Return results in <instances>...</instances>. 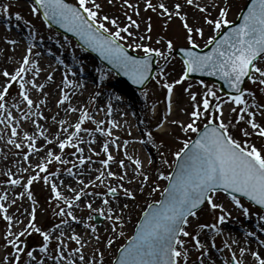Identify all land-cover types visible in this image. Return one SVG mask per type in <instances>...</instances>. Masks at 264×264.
Wrapping results in <instances>:
<instances>
[{
  "label": "snow or ice",
  "instance_id": "snow-or-ice-1",
  "mask_svg": "<svg viewBox=\"0 0 264 264\" xmlns=\"http://www.w3.org/2000/svg\"><path fill=\"white\" fill-rule=\"evenodd\" d=\"M111 2L112 0H109V3ZM144 5L146 9L156 11L158 8L161 10V14L167 18L165 20L166 26L174 17L178 18L185 30L186 40L192 47H198L194 40V34L203 36V25H200L198 22L196 25L188 22V13L184 11L185 6L194 8L201 13H207L203 16V22L216 31H220L225 25L231 23L226 18L230 10L228 0H223L222 4L220 0H213L211 7L218 8V18L215 19L211 18L209 6L197 3L196 0H183V3L180 0H175L171 8L163 2L159 3L157 8H154L150 0H144ZM123 6L130 10H135L136 14L139 15V9L130 0H123ZM40 9H43L45 18L54 20L69 32H75L88 47L98 51L104 59L123 70L125 75L129 76L135 84L141 85L147 79L152 54L163 55L158 48L154 49L146 44H137L135 42L129 44L127 47L143 48L144 55L143 57L129 55L126 46L122 45L120 41L134 35L130 31V27L139 28L138 21L133 19L131 15H128L126 18L129 24L121 27L117 19L99 14L102 5L97 3L96 0H78V6L66 3V0H33L31 7L32 14H36ZM0 13H3L5 16L12 15L11 5L9 3H0ZM14 15L16 20L22 19L19 12L14 13ZM109 23L115 26V31H112L108 27ZM146 31H151L150 24ZM122 33H126L127 36L122 35ZM138 38L141 40L145 39L143 35ZM8 43L14 45L17 41L10 40ZM208 45L214 46L211 48V51L203 53L194 52L192 48L181 49L185 57L184 74L173 83H166L164 85L168 91V111L171 112V98L174 84H179L183 81L189 72L209 71L210 74L223 79L230 88L238 93L237 95L228 96L229 101L239 106L238 108L234 107L231 109L232 112L239 113L233 117L236 123L233 124L231 120L226 121L224 119V101L211 88L207 89L206 98L202 101L203 109H200L199 105H196L191 111L190 122L172 121L173 124H178L183 132L198 133V135L195 140L185 139L183 147L174 153L179 159L176 161V171L167 173L168 185L163 189L162 193L164 198L156 201L154 206L149 205L143 219L136 225L135 235L130 237V241L126 247L121 246L119 258L115 264H181V262L188 264L190 249L185 246L188 241L182 237H190L191 241L194 242L192 247L199 252L201 257L199 264H204L205 257L208 258V264H215L211 258L209 248L200 239L201 232H197L195 229L199 228L203 230L208 228L220 233L222 231L221 226L231 216V213L225 211L222 203L215 202L218 190L223 189L231 197L236 206L243 208L245 215L249 214V209L243 207L240 198L234 195V193H241L250 201L264 207V146H258L247 139L254 135L264 138V125L256 121V112L251 111L247 106L245 92L251 94L250 90L241 88V84L245 78L253 83L264 86V67L257 63L258 58L264 60V0H251V3L247 5V11L243 13L242 23L236 25L230 32H224L220 39L209 37ZM167 48L169 50L173 48L171 40H168ZM32 55L33 48L29 47L26 49V54L22 57L19 66L13 72H9L7 69L3 70L2 75L7 79L4 84H0V113L6 111L5 100L13 82L19 85V96L28 109L34 106L39 107L40 104L44 103V101H40L39 103L34 101L26 88L27 84H30L34 89L42 90L44 88L43 84L37 83L36 77L39 75L41 69L37 61L31 58ZM29 65L32 67L30 68ZM29 73L32 75L31 80L26 79ZM48 79H53V76L49 74ZM64 82L65 86L73 83L67 77H65ZM200 83L203 84V81H200ZM209 95L217 101L214 106L217 110V115L213 118V121H210L204 127L203 131H200L195 125L202 116L207 117V110L212 107L207 98ZM189 96L193 101L196 100L195 93L189 92ZM95 99L96 97L94 96L93 101ZM69 100L70 96L61 89V96L57 104L63 105ZM13 107L19 108V104H14ZM256 108L264 115V104H257ZM67 110L70 112L79 111L80 115L77 122L72 126L74 130L71 132H68V129L63 127L66 121L61 120L59 122L62 129L61 134L66 133L67 135L65 139H59L58 143L61 151L68 145L75 147L76 152L72 153V155H76L84 151L82 147H79L81 141H79L78 134L81 130L91 134V130L82 129V125L86 120H91L92 117L86 107L78 109L69 104ZM21 111L23 112L24 110L21 109ZM107 111L111 114V105L108 106ZM33 115H42V113H34ZM7 117L9 124L14 125L11 127L9 142L17 149L23 148L26 144L28 150L24 152L23 159L24 161H29L30 155L32 153H39L43 146L37 147L35 136L30 135L28 131L23 132V140L18 143L15 138L19 135L18 128L22 127V125L13 118L12 112L8 111ZM23 119H29L26 112ZM53 121H55V117H53ZM215 121H218V123ZM241 121L245 122V127L239 126V122ZM3 123L4 120H0V124ZM32 123L38 129L42 127L37 121H32ZM99 125H105V127H100ZM108 125L105 124L104 120H100L97 122L95 131L104 136L111 137L113 135L112 128L119 127V125L114 120L108 121ZM157 128L163 131V121L157 124ZM249 128H251V131H249ZM233 129L239 132L244 139L237 138L233 133ZM44 135V131H40V136L43 137ZM58 135L54 138L58 139ZM151 135V133H148L149 138H151ZM45 139L46 143H52L51 139ZM74 139L77 140L76 144L72 143ZM112 143H115V140ZM127 144L128 141L125 140L124 145L126 146ZM109 148V142L105 141L102 145V150L107 154V158L100 161L105 171H100L95 180L103 184L106 175L108 178H116L121 183L115 187L107 186V194L87 192L86 189L93 184V181L89 180L85 183L83 179H80L79 183L84 185V187L79 190L71 189V185L67 186L74 192V196L69 199L64 197L56 183H51V191L55 199L57 201L63 200L64 202V206L59 208L57 214L61 217H67L59 221V224L56 225L57 229L61 226L70 228V221L83 223L82 218L77 216L72 210L75 206H78V202L82 197L88 195L103 197L101 207L93 208V201L91 200L86 201L84 207L112 222L110 225L112 234L106 240L107 246L113 244L116 238L117 227L123 226L124 218L122 212L128 207L127 204L122 207H113L110 197L116 196L119 189L123 191L125 197L134 200L136 191L125 187L123 181L127 178L128 182L132 183L139 177H142L145 183L150 180V176L143 171V161L139 158L128 156L126 151L125 155L127 159L134 164L133 176L128 177V166L125 160L118 161L119 167L124 169L122 174L111 171L108 166L110 162L115 160V157L109 151ZM90 151H94V149H90ZM77 158L80 165H84L86 160L90 162V157H85L84 155H79ZM51 159L60 161L61 156L49 150L47 157L34 166L38 169L35 175H29L27 182L22 185L26 191L36 180L43 179L45 183L49 182V175L41 176V173L47 171ZM164 163H167V161H164ZM23 170L28 171L27 168ZM66 171L69 174L73 172L71 168L66 169ZM14 175V173L9 172V176ZM76 175L80 176L83 173H76ZM159 176L163 178L165 174L161 172ZM22 179L24 178L17 176L14 179L10 178L7 183L10 185H21ZM158 187L159 185H156L152 190L155 191ZM139 190L142 192L143 187ZM18 195L22 197L24 193H19ZM27 196L29 199H32L33 193L27 191ZM7 200L8 196L6 194L0 195V213H3V219L8 222L7 231L4 235L6 254L0 257V264H22V254H26L27 257L35 260L33 251L26 250L22 246L23 241L20 239L30 229L43 237L40 251L44 256L41 257L40 264H44V257L48 255L49 241L53 239V233L43 231L36 225L35 207L28 213L30 218L26 227L19 232H14L13 221L16 224L21 223V221L8 214V208L6 203H4ZM11 203H15V200L11 201ZM205 203L211 209L220 210L216 222L212 224L197 223L193 228V232H190L188 230L192 226L190 218L196 217L201 205ZM89 219H91V214H89ZM260 220L264 221V215L260 216ZM85 227L90 228L93 234L98 233V228L95 224H85ZM120 234L122 235V233ZM65 235V232H60V236L55 237L58 241L56 244V254L50 257L53 264H57L58 260L60 264H64L65 261L67 264H96L97 260H99L100 264H103V251L97 249L98 256H93L91 260L86 259L83 253V248L89 241L95 240L99 242L102 239L101 236L97 234L85 240L79 233L73 231L68 235L67 240H64L62 238ZM249 235L255 236L256 233L250 232ZM68 241H74L77 247L69 248ZM232 243L235 244L237 241L233 240ZM257 243L264 246V239H259ZM224 246L231 251V246L227 242H225ZM8 247L12 249L11 252L7 251ZM215 247L216 245L213 242V248ZM66 249L70 253L68 257L65 256ZM248 251L249 249L241 247L239 249V256H237L236 252L232 251L230 261H226L225 264H245L242 257ZM250 254L255 264H264V255H261L260 252L252 250ZM72 256H78V261L71 258Z\"/></svg>",
  "mask_w": 264,
  "mask_h": 264
},
{
  "label": "bare ground",
  "instance_id": "bare-ground-1",
  "mask_svg": "<svg viewBox=\"0 0 264 264\" xmlns=\"http://www.w3.org/2000/svg\"><path fill=\"white\" fill-rule=\"evenodd\" d=\"M196 2H199V0H196ZM20 28L21 27L18 26L15 22H9L0 18V53H2L3 56V60H0V81L3 83H5L7 79L2 75L3 70L7 69L9 72H13L19 66L22 57L26 54V49L30 47V43H37L39 45L40 42H37L36 40L30 41L31 36L28 33L26 35L24 29ZM20 31L22 32L21 36L23 34L25 35L24 40L20 39V36L18 35V32ZM37 34L39 36L41 35L39 32H37L36 35ZM10 40H16L17 43L14 45L10 44L8 43V41ZM31 58L33 60H36L39 64L41 71L36 79L37 83L44 85V88L42 90L34 89L30 84H27L26 88L28 89L30 97L34 101H36L37 103H39L40 101H44V103L40 104L39 107L34 106L31 109H28L26 104L22 102V98L19 96V85L16 82H13L15 95L12 98L11 93L7 94L5 102L9 106V109H6V111L0 113V120H4V123L0 124V195L6 194L8 196V200L4 202L6 203V206L8 208V214L21 221V223L19 224H16L15 221H13L14 232H19L26 227L30 218L28 213H30L33 207H35L36 225L43 231H49L53 233V239L49 241V244L51 246L56 247L58 241L55 239V237L60 236V232L66 233L65 237L62 238L64 240H67L68 235H70L73 231L79 233L82 237L85 238V240H88L89 237L93 235L85 229L86 219L82 217L84 215H88V213L94 212H91V210L85 208L84 204L86 203V201L91 200L93 201V208L101 207L102 197H93L91 195L82 197L78 202V206H75L72 210L77 216L82 218L83 223L70 221V228L61 226L59 229H57L56 225L59 224V221L67 217H61L57 214L59 212V208L61 206H64V202L63 200L57 201L55 199V196L51 191V183H56L59 190L63 193L64 197L69 199L74 196V192L67 186L71 185V189L79 190L80 188L84 187V185H81L79 183L80 179H83L85 183H87L89 180L93 181V184L90 185L86 189V191L95 192L94 188L98 183V181L95 180V177L99 175L100 171H105V168L101 165L100 161L107 158V154H105L102 150V145L104 143L103 139L109 142V151L115 157V160L110 162L108 166L111 171L120 172L122 174L124 169H121L119 167L118 161L125 160L128 166V177L133 176L134 164L132 163V161H129L127 159V156L125 155L126 151L128 156L139 158L143 161V171L144 173H146V153L144 152L146 148L144 147L145 143H142L141 141L142 137H140V134H142V128L140 127V122H138L136 118L132 120L131 118H129V116H124L121 114L123 108L120 105V96L123 95L122 93H119V91L111 89L105 92H97L96 78L94 76L89 73L65 69L60 63L55 64L54 62L56 61L53 62L49 57V53L44 49H39L37 47L33 49V55ZM93 59L95 61H98L95 58ZM29 67L31 68L32 66L29 65ZM64 72L67 79L73 82L72 84L65 86V79L62 81L58 80V77L61 75V73ZM49 74L53 76V79H48ZM26 79H32L31 73L26 76ZM120 84H123V86L131 87L123 80H120ZM154 88L156 93L153 97L154 101L151 107V113H153L154 108L161 107L160 110L162 111V115H164L163 117H159V115L156 116V119H153L151 122L152 130L157 134L165 133V126L169 124V119L171 117L174 118L176 116V112L178 110L180 111L181 115H190L191 111L196 105H199V107H201L202 101L206 97L205 94L207 92V89H209L207 86L201 84L199 88L189 91L185 83L181 81L179 84H177L176 87L174 86L173 88L171 98V112H169L167 88L164 86L162 89H158L157 87ZM61 89H63V91L70 96V100L66 101L63 105H58L57 101L60 99ZM185 89H187V91H185ZM189 92L196 94L195 101H193L189 96ZM94 96L96 97V99L93 101ZM207 97L211 98L212 96L209 95ZM14 104H19V108L13 107ZM69 104L78 109L86 107L89 111L90 116L92 117L91 120H88L92 126L91 134L81 133L78 135L79 141H81V143H79V147H82L84 151L83 153H77L76 155H72V153L76 152V149L63 154L58 151L61 150L59 148L58 140L65 139L67 135L66 133L61 134L62 129L59 122L61 120L66 121L63 127L67 128L68 132H71V130L74 129L72 126L75 124L77 116L80 115L79 111H68L67 109ZM160 104H162V106H160ZM109 105H111L112 107L111 114H109L107 111ZM229 105L230 102H224L223 104V106ZM21 109H23L24 111L22 112ZM10 110H12L13 118L22 125V127L18 128L19 135L15 138L17 142H21L23 140V132L28 131L30 135L35 136L37 147L43 146L39 153H32L30 155L29 161H24L23 159L24 152L28 150L26 144L23 148L17 149L13 144L9 142V139L11 137V127L14 126L9 124L8 122L7 112ZM25 112L29 116V119L27 120L23 119ZM34 113H42V115H33ZM53 117H55V121H53ZM100 120H104L106 125H108V121L114 120L117 122L119 127L112 128L113 135L111 137L104 136L95 131L97 122ZM32 121H37L42 127L38 129L36 125L32 123ZM161 121H163V131L157 128V124ZM99 126L105 127V125ZM108 126L112 127L111 125ZM175 126L181 128L178 124H175ZM40 131H44L45 135L43 137L40 136ZM57 134H59L58 139L54 138L57 136ZM45 138L51 139L52 143H46ZM113 140H115V143H112ZM125 140L128 141V144L126 146L124 145ZM75 141L77 142L76 139ZM139 144L142 145L139 146ZM86 149L88 151H86ZM90 149H94V151H90ZM49 150L53 151L55 154L60 155L61 160H50L52 164L51 168L43 173V175H49L50 179L48 183H45L43 179L33 182V184L37 183L40 187V196H42L43 198H48L50 200V204L54 205L55 207V211L49 215L48 219L41 221L39 207L42 204L40 202L37 203L34 195L32 199L28 198L27 191H31L30 186L26 191L22 186L24 184L23 179L21 180V185H10L7 183V181L10 178L14 179L17 176L27 179L29 175H35L38 169L34 166L39 164L43 158L47 157V153ZM148 150L150 151L149 148H147V151ZM148 154H150V152ZM79 155L90 157V162L86 160L84 165H80L77 158ZM30 165L32 166L30 167ZM25 168H27L28 171H24L23 169ZM69 168L73 170L72 174H69L66 171V169ZM9 172L14 173L15 175L9 176ZM76 173H83V175L78 176L76 175ZM107 179L111 178H108L105 175V180ZM112 179H114L115 184L110 186L115 187L117 186V184L121 183V181H118L116 178ZM61 181H63V183H61ZM123 183L125 187L132 188L136 191V197L133 200L131 198L125 197L122 190H120V193L117 191V194H119L120 198L115 203L113 202L112 206L122 207L125 204L128 205V207L125 208L122 212L124 224L122 227L118 226L117 229V231L121 229L123 232H127L131 229L128 224L130 212L134 208L136 203L139 202L141 197L148 193V186L150 185V182L148 181L145 183L143 182L142 177H139L132 183H129L128 179L126 178ZM141 187H143L142 192L139 190ZM19 193H24V195L21 197L18 195ZM13 200H15V203H11V201ZM33 203H36V205H34ZM225 211L231 213V216L228 218L227 222L221 226L222 231L220 233L216 232V235H218L224 243L227 242V244L231 246V250L236 252L237 254H239V249L241 247L249 249V251L245 253L243 259H248L251 264H255V261L251 257L250 252L252 250H255L260 252L261 255H264V251L260 250L257 247H254L253 243L244 241V238L240 233L242 232V227L231 224V221L234 220L232 219V210L226 208ZM107 221L109 222V224L112 223L109 220ZM256 221L260 222L258 219ZM7 223L8 222L3 219V213H0V257L6 254L4 235L7 231ZM85 232L89 233V235H85ZM31 233L43 243V237L39 233L35 232L34 230H31ZM97 234L104 239V248L109 247L106 245V240L112 233L109 230L105 233L104 229H102L95 235ZM205 236L206 235L201 233L200 239L202 240V242L205 241ZM233 240H236L237 243L233 244ZM68 244L69 248L77 247L74 241H68ZM87 244L85 245L83 250L87 249ZM27 250L33 251L35 260L27 257L26 254H22V264H40L41 257L44 256V254L40 251V248L28 246ZM7 251L11 252L12 249L8 247ZM66 251L67 249L65 250V252ZM87 252L88 250L83 251L85 256L87 255ZM50 257L51 256L48 255L47 257H44V264H53V261ZM72 257L78 258V256ZM211 258L215 262V264H217L215 256L212 253ZM57 264H60L59 260L57 261ZM204 264H208L207 257L204 258Z\"/></svg>",
  "mask_w": 264,
  "mask_h": 264
},
{
  "label": "rangeland",
  "instance_id": "rangeland-1",
  "mask_svg": "<svg viewBox=\"0 0 264 264\" xmlns=\"http://www.w3.org/2000/svg\"><path fill=\"white\" fill-rule=\"evenodd\" d=\"M66 1L78 6V0ZM246 1L247 0H228V3L230 4V10L228 11L226 18L231 21V23L236 20L238 13L242 10ZM96 2L102 5V9L99 14L101 16L108 15L110 18L117 19L121 27L129 24L126 18L128 15H131L133 19L138 21L139 28L130 27V31L134 33V35L120 41L122 45L126 46V49L128 51L136 55H144L143 48L127 47L129 44L135 42L137 44H146L154 49L158 48L163 53V55H157L154 53L156 56V70L151 80L139 91H134L132 88L123 86V84L117 82L116 75L114 73L110 72L103 64L95 61L89 53L79 48L74 40L62 36L52 30L42 20L39 12H37L36 14H32L31 7L33 2H31L30 0H0V3H9L11 5L12 13V15L10 16H5L3 13H0V18L9 22H15L18 26L23 28L26 32V35L28 33L31 36L30 41H40L39 45L37 43H30V47L33 49L37 47L39 49H44L45 51H47L51 60L53 62H57H54L55 64L60 63L65 69L89 73L94 76L96 78L97 92H105L107 90L115 89L116 91H119V93H122L123 96H120V105L123 108L121 114L124 116H129V118H131L132 120L136 118V120L140 122V127L142 128V134H140V137H142L141 141L142 143H145L144 147L146 148V150H144V152L146 153L145 172L150 176L148 193L146 195H143L139 202H137L134 208L131 210L128 218V224L131 228L129 231L123 232L121 229H119L116 233V238L113 241V244L107 248H104V239L102 238L99 242H96L95 240L89 241L86 246L87 249L83 250H88L86 259L91 260L93 256H98L97 249H99L104 253L103 264H112L118 250L122 245L126 243L130 235L133 233L135 225L140 218L141 212L144 211L152 202H156L159 199L161 192L166 185L167 173L171 171L176 159L174 153L177 152L181 147H183V141L185 139L192 140L196 135V133L192 132H183L181 128L176 127L175 124L172 123V121H182L184 123L190 122V115H181L179 110L176 112V116L174 118L171 117L169 119V124L165 126V133L161 135L155 134L151 127L152 120L156 119V117H153L151 114V107L154 101L153 97L156 93L154 87L162 89L166 83H173L174 81L178 80L181 75L184 74V64L180 60V58L174 55V50L177 47H189L192 45L188 44L186 40L185 30L182 27V22L178 18L174 17L166 26L165 20L167 18L162 15L161 10L157 8V5L161 2L167 4L171 8L175 0H150V2L153 4V7L157 8L156 11H153L152 9H146L144 0H130V2L139 9V15L136 14L135 10H130L127 7H124L123 0H112L111 3H109V0H96ZM180 2L183 3V0H180ZM197 3L209 6L211 18H218V8L211 7L213 0H199V2ZM220 3L222 4L223 0H220ZM184 11L188 13V22L190 24L196 25L198 22L200 25H203V36L194 34V40L198 45V47L196 48L202 49L203 47L208 45L209 37H215L220 31H222L225 26H227L225 25L220 31H216L211 26L204 24L203 16L207 13H201L198 10L187 6H185ZM16 12H19L21 14L22 19L19 21L16 20L14 15V13ZM149 18L151 19L149 20ZM149 24L151 25L150 32L146 31V29H148L149 27ZM108 27L112 31L116 30L115 26L111 25L110 23L108 24ZM37 32H39L41 35H36ZM21 34V31L18 32L20 39L24 40L25 35L23 34L21 36ZM122 35L127 36L126 33H122ZM141 35H143L145 39H139L138 37ZM168 40H171L173 42V48L171 50L167 48ZM0 60H3L2 53H0ZM61 61H63V63H61ZM257 63L260 66L264 67V60L260 59L257 61ZM65 77V72L61 73V75L58 77V80L62 81L65 79ZM182 82L185 83L189 91L199 88V86L201 85L200 80H188L185 78ZM0 84L4 83L0 81ZM189 85H191V87H189ZM203 85L213 89V91L217 96L221 98L222 101L230 102L229 106H223L224 119L226 121L231 120L233 124H235L236 121L233 120V117H235L239 113H234L231 111V109L234 107L238 108L239 106L235 105L232 101H229L228 96L221 93L217 85L205 81H203ZM174 86L176 87L177 84H174ZM243 89L250 90L251 94H249V92H245V100L247 106L251 111L256 112V121L261 125H264V115H262L256 108L257 104H264V86L248 80ZM9 93L12 94L13 98L15 95L13 83L10 87ZM207 98L209 99L212 107L207 110V117L202 116L200 120L196 122L195 126L199 129H201L205 124H208L210 121H213V118L217 115V110L214 107L217 101L214 97ZM5 106L6 109H9V106L6 104V102ZM160 106H162V104H160ZM200 109H203V103L201 104ZM10 112H12V110H10ZM156 114L160 117L161 110L159 107ZM78 118L79 116H77L75 123L77 122ZM215 122L218 123V121ZM239 126L245 127L246 124L245 122L241 121L239 122ZM85 128L92 130V126L88 120H86L82 125V129ZM249 131H251V128H249ZM81 133L89 134V132H85L83 130H81L79 134ZM148 133L152 134L151 138H149ZM233 133L237 136V138L244 139V137H242L239 132L235 131L234 129ZM247 139L251 143H254L258 146H264V138L254 135L252 137H248ZM103 142H105V139H103ZM72 143L76 144L77 142L74 139ZM140 145L142 144H139V146ZM147 148L150 149V151L148 150L150 154H148L149 152L147 151ZM74 149L76 148L68 145L63 151H58L63 154L71 152ZM86 151L88 150L86 149ZM164 161H167V163H164ZM51 165L52 164L50 162L48 169L51 168ZM161 172L165 174L163 178L159 176V173ZM42 175L43 173H41V176ZM105 181L106 182H104L103 184L100 182L97 183V186L94 188L95 192L107 194V186L115 184L114 179L112 178ZM26 182L27 179L24 178L23 183L25 184ZM156 185H159V187L156 188L155 191H153L152 189ZM30 190L33 193L37 203L40 202L42 204L39 207L41 221L48 219L49 215L55 211L54 205L50 204V200L48 198H43L42 196H40V187L37 183L30 185ZM118 192L120 193V190H118ZM119 198V194L117 193L116 196L110 197V199L114 203L119 200ZM240 200L243 207L249 209L248 215H245L243 213V208L235 205V203L231 200V197L224 196L219 192L217 197H215L216 203H222L224 205V209L228 208L232 210V219L234 220L231 221V224L242 227V232L240 233L244 238V241L251 242L254 244V247H257L260 250L264 251V246H261L257 243L259 239H264V221L260 220V216L264 215V213L260 209L253 207L245 200L241 198ZM33 204L36 205V203ZM89 214H91V219H89ZM219 214V209H211L209 205L205 204L203 208L198 211V215L196 217L190 218L192 220V226H190L188 230L190 232H193V228L197 223H215ZM95 215L99 216L97 213H88V215H84L82 218L86 219V224H94L93 217ZM101 218L102 222L99 225H96L98 231L100 232L102 229H104L105 233L108 230L111 232V223L109 224L106 218ZM257 219L260 222H257ZM85 229L88 230L89 233H91L93 236L95 235L91 232L90 228L86 227ZM195 231L201 232L202 234L206 235L204 243L207 245L210 252L215 256L217 264H225L226 261H230L232 250L229 251V249L224 246L225 243L218 235H216V232L214 230L208 228L200 230L199 228H196ZM250 232H255L256 235L250 236ZM32 233L30 229L26 235L20 238L23 241V247H25L26 250L28 246L39 247L41 249L42 241ZM89 233L85 232V235H89ZM120 233H122V235ZM182 238L188 241L185 246L190 249L188 264L199 263L201 257L199 252L192 247V244L194 242L191 241L190 237ZM213 242L216 245L215 248H213ZM55 254L56 247L49 244L48 256H52ZM69 255L70 253L67 250L65 252V256L68 257ZM237 256H239V254H237ZM71 258L78 261L77 257ZM243 260L245 261V264H251L248 259ZM64 264H67V262L65 261ZM96 264H100L99 260H97ZM181 264H183V262H181Z\"/></svg>",
  "mask_w": 264,
  "mask_h": 264
},
{
  "label": "water",
  "instance_id": "water-1",
  "mask_svg": "<svg viewBox=\"0 0 264 264\" xmlns=\"http://www.w3.org/2000/svg\"><path fill=\"white\" fill-rule=\"evenodd\" d=\"M32 1H33V0H32ZM250 3H251V0H249V1L247 2V4L245 5L244 9H243V10L241 11V13L239 14V17H238L236 23H234V24L228 26V27H227V28H226L221 34L218 35V37H217L216 39H220V38L223 36L224 32H230V31L232 30V28H234L236 25L242 23V21H243V13L247 11V5L250 4ZM39 11H40V13H41L43 19H44V20H45V21H46L51 27H53V28L56 29L57 31H60L61 33H63V34L66 35V36H69V37L74 38V39L77 41L78 44H80L83 48H85L86 50H88L89 52H91V53H92V54H93L98 60H100V62L104 63V64H105L110 70H112L114 73H116L117 76H118V78H119L120 80L125 81V82H126L127 84H129L130 86L136 88V90H140V89H141V88H142V87H143V86H144V85L150 80L152 74H153L154 71H155V66H154V59H155V56H154V55L151 56V60H150V68H149V75H148L147 79H146L145 82H144L143 84H141V85L135 84V83L133 82V80H132L129 76L125 75V73H124L123 70H121L120 68L116 67L114 64L110 63L108 60L104 59V57H103L98 51H95L94 49L88 47V46L84 43V41H83V40H82V39H81V38H80L75 32H69L66 28L61 27V25L58 24V23H56L54 20H52V19H50V18H45L44 15H43V9H40ZM213 46H214V45H209V46H207L204 50H198V49H196V48H192V51L203 53V52L211 51V48H212ZM181 49H182V48H179V49L176 50V55L180 56V57L183 59V61H184V58H185V57H184V53L181 52ZM128 54H129V53H128ZM131 56H132V55H131ZM258 59H259V58H258ZM186 77H187V78H196V79L209 80V81H212V82L218 84L219 87H220V90H221L223 93H225V94H228V95H237V94H238L234 89L230 88V87L228 86V84H227L223 79H221L219 76H216V75H212V74H210L209 71H203V72H189V73L187 74ZM246 80H247V78H245V80L242 82V84H241V88H242V86H243V84L245 83ZM203 129H204V128H203ZM202 131H203V130H202ZM178 159H179V158H178ZM176 168H177V165H175L173 172L176 171ZM167 185H168V184H167ZM218 191H221V192L224 193L225 195H228L227 193H225V192L223 191V189H220V190H218ZM234 195L239 196V197H243V198L246 199L247 201L251 202L254 206H257V207L261 208V209L264 211V207L259 206V205L255 204L254 202L250 201L247 197H244L243 194H241V193H234ZM163 198H164V197H163V195H162V196H161V199H163ZM161 199H160V200H161ZM151 205L154 206L155 203H153V204H151ZM203 205H204V204H203ZM203 205H201V207H202ZM201 207H200V208H201ZM148 208H149V207H148ZM148 208H147V209H148ZM147 209H146V210H147ZM146 210H145V211H146ZM145 211L142 213L139 222L143 219ZM99 222H100V219H98V218L95 217V223L98 224ZM139 222H138V223H139ZM135 232H136V229H135V231H134L133 236L135 235ZM129 241H130V239H129V240L126 242V244L124 245L125 247L128 245ZM119 252H120V250H119ZM119 252H118V256H117V258L114 260L113 264H115L116 260L119 258Z\"/></svg>",
  "mask_w": 264,
  "mask_h": 264
}]
</instances>
